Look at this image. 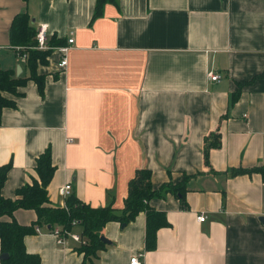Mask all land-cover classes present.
Wrapping results in <instances>:
<instances>
[{
  "label": "crops",
  "instance_id": "crops-1",
  "mask_svg": "<svg viewBox=\"0 0 264 264\" xmlns=\"http://www.w3.org/2000/svg\"><path fill=\"white\" fill-rule=\"evenodd\" d=\"M95 4L0 0L1 68L30 76L11 42L18 14L27 12L36 27L46 23L52 47L37 69L44 93L28 79L21 95L7 94L16 106L1 117L0 166L12 163L2 195L17 198L47 149L57 206L66 203L59 188L71 183L93 207L123 208L136 170L148 169L156 189L179 184L178 195L149 202L169 224L147 250L144 211L127 225L109 221L99 264H130L135 254L145 264H264L263 173L232 174L264 167V0H117L93 19ZM71 32L64 69L60 48ZM211 70L222 79L210 81ZM215 132L221 146L207 165L204 139ZM15 218L29 225L37 214L20 208ZM40 229L25 237L40 264H84L78 242L60 245Z\"/></svg>",
  "mask_w": 264,
  "mask_h": 264
},
{
  "label": "trees",
  "instance_id": "trees-1",
  "mask_svg": "<svg viewBox=\"0 0 264 264\" xmlns=\"http://www.w3.org/2000/svg\"><path fill=\"white\" fill-rule=\"evenodd\" d=\"M107 3H117V0H96L93 19L103 14ZM36 31L37 27L32 23L27 12L18 14L13 19L11 25L12 46L23 47L20 52L27 54L26 65L30 69V76L27 78L17 77L13 71L0 67V124L3 109L16 106V99L7 96V94L21 95L19 88L28 79L35 80L40 93H44L45 76L39 74L37 69L39 64L48 63L52 49L32 48L36 43ZM241 85L243 84L240 83ZM240 92L241 88L232 95L234 100ZM220 146L221 134L219 132L205 137L204 158L207 165H210L211 150ZM11 167L12 163L0 166L1 254H9L7 259L0 260V264H40V255L27 251L25 237L38 232L37 227H46L48 231H52L56 226L78 232L83 241L78 243L75 250L83 254L84 264H99L100 252L106 247V243L101 238L106 223L119 221L122 225H127L142 211L146 213V249L153 250L157 246L158 230L167 226L169 222L165 213L152 208L149 202L154 197L163 196L164 193L172 191L178 195L179 192L177 189L179 184L175 185L171 182L160 188H154L151 171L138 168L130 180L123 208L111 205L93 207L79 199L74 193L66 199L67 207L57 206L51 202L48 194V185L55 172L50 149L38 157L35 168L37 176L32 178V182L17 189L16 199L6 198L1 193ZM252 171H260L264 176V167L235 169L232 174L251 173ZM181 202L185 207L186 201L183 196H181ZM20 208L34 210L37 214L36 220L29 225L18 222L15 218V211Z\"/></svg>",
  "mask_w": 264,
  "mask_h": 264
},
{
  "label": "built area",
  "instance_id": "built-area-1",
  "mask_svg": "<svg viewBox=\"0 0 264 264\" xmlns=\"http://www.w3.org/2000/svg\"><path fill=\"white\" fill-rule=\"evenodd\" d=\"M49 34H50L49 26L46 23H39L37 25V31H36V36H35V42L36 43L32 48L39 49V50L52 49V47L49 44ZM74 41H75V39H74L73 34L71 32L70 37L68 39V45H65V46L60 48V50L62 51V58H61V61L59 63V66L61 68L65 69L68 66L67 54L69 52V49L71 48V45L74 43ZM14 48L19 52L20 58H22L24 61H26L27 60V54L20 52V50L23 49V47L17 46ZM0 49H2L1 46H0ZM208 79L210 81H220L222 79V75L211 70L210 72H208ZM72 193H73V185L71 183H66L59 188V194L66 199L69 196H71ZM64 206L67 207L66 203L64 204ZM197 219L200 222H204L207 220V215L204 213H201L198 215ZM75 222H77V221H75ZM36 229H37V231L41 230L40 227H37ZM50 232L53 233L54 235H56L57 240H58V244L63 245V246H66L70 239L73 241H76L78 243L83 241L81 238V235L78 232L68 230L66 228H63L62 226H56ZM130 264H145L143 254H135V255L131 256Z\"/></svg>",
  "mask_w": 264,
  "mask_h": 264
},
{
  "label": "water",
  "instance_id": "water-1",
  "mask_svg": "<svg viewBox=\"0 0 264 264\" xmlns=\"http://www.w3.org/2000/svg\"><path fill=\"white\" fill-rule=\"evenodd\" d=\"M261 220H262V222L264 223V216L261 218ZM102 238V240H103V242H109L104 236H102L101 237ZM9 257V254L8 253H2L1 255H0V260H5V259H7Z\"/></svg>",
  "mask_w": 264,
  "mask_h": 264
}]
</instances>
